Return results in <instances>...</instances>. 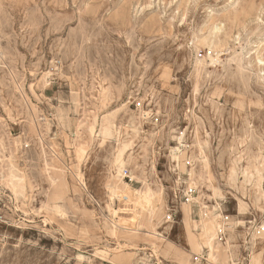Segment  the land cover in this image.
Here are the masks:
<instances>
[{
  "label": "rangeland",
  "instance_id": "rangeland-1",
  "mask_svg": "<svg viewBox=\"0 0 264 264\" xmlns=\"http://www.w3.org/2000/svg\"><path fill=\"white\" fill-rule=\"evenodd\" d=\"M0 52V264H264V0H0Z\"/></svg>",
  "mask_w": 264,
  "mask_h": 264
},
{
  "label": "bare ground",
  "instance_id": "bare-ground-1",
  "mask_svg": "<svg viewBox=\"0 0 264 264\" xmlns=\"http://www.w3.org/2000/svg\"><path fill=\"white\" fill-rule=\"evenodd\" d=\"M230 16V15H229ZM231 17V16H230ZM234 20H235V18H234ZM234 20H233V22H234ZM223 30V27H219V26H215V29H214V31L212 32V34L209 36V37H206V39H200V40H198V41H200V42H204V44H206V45H208V47L209 48H211V49H214V48H220L221 46H222V44H223V41H226V36L224 37V39H222L221 37H219L217 34H218V32L220 33V31H222ZM228 36V35H227ZM237 37H239V35H237ZM4 56V55H3ZM248 57V56H247ZM3 59V58H2ZM243 59H244V57L243 56H240L239 57V60H240V63H242V65L244 66V62H243ZM257 63L259 64V65H264V58H262L261 56H257ZM2 63V62H1ZM248 64L250 65V62H248ZM201 65V64H200ZM241 65V64H240ZM242 66V67H243ZM242 69V68H241ZM248 69H250V68H248ZM201 70V69H200ZM261 70H262V68H261ZM263 80H261V82H262ZM263 83V82H262ZM260 86V85H259ZM263 86V85H262ZM116 110H118V109H116ZM113 112V111H112ZM112 112L111 113H109V114H106L105 116H104V118H103V121H102V125L103 126H105V125H107L108 124V122H109V118H110V116L112 115ZM113 114H114V112H113ZM121 179V178H120ZM121 181V180H120ZM124 185H126V186H129L128 184H126V183H123ZM136 191H140L139 189H136ZM119 193V192H118ZM136 193V192H135ZM117 194V193H116ZM144 194V193H143ZM124 196H126V199H127V201L128 202H130L131 200H133V199H131L128 195H124ZM126 201V202H127ZM126 202H124V203H126ZM129 204H133V203H129ZM135 204V203H134ZM136 205V204H135ZM125 227H122V229L123 230H127V231H129L130 233H132V234H137V233H141V230L139 229V228H137V226L136 227H131L130 225H128V224H125L124 225ZM131 228H134V229H131ZM260 252V251H259ZM258 253V252H257ZM256 260V259H255ZM257 264V263H256Z\"/></svg>",
  "mask_w": 264,
  "mask_h": 264
},
{
  "label": "built area",
  "instance_id": "built-area-1",
  "mask_svg": "<svg viewBox=\"0 0 264 264\" xmlns=\"http://www.w3.org/2000/svg\"><path fill=\"white\" fill-rule=\"evenodd\" d=\"M0 61H2V53H1V52H0ZM130 182L132 183L133 180L130 179ZM121 197H122V198H121L122 202H126V201H127L126 196H121ZM196 260L198 261L199 259L196 258ZM145 261H147V260L141 261V262L138 263V264H149V262H145ZM154 264H159V263L154 262Z\"/></svg>",
  "mask_w": 264,
  "mask_h": 264
}]
</instances>
